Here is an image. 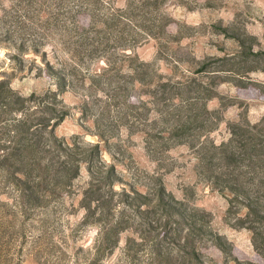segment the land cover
Wrapping results in <instances>:
<instances>
[{"label": "rangeland", "instance_id": "rangeland-1", "mask_svg": "<svg viewBox=\"0 0 264 264\" xmlns=\"http://www.w3.org/2000/svg\"><path fill=\"white\" fill-rule=\"evenodd\" d=\"M0 73L24 97L56 93L55 135L100 144L114 191L149 196L163 225L147 233L128 207L118 248L94 260L104 225L84 222L83 164L46 207L0 208V264H127L129 239L145 264L187 234L201 264H264V0H0ZM159 189L178 211L162 215Z\"/></svg>", "mask_w": 264, "mask_h": 264}, {"label": "trees", "instance_id": "trees-1", "mask_svg": "<svg viewBox=\"0 0 264 264\" xmlns=\"http://www.w3.org/2000/svg\"><path fill=\"white\" fill-rule=\"evenodd\" d=\"M105 62L107 69H111V61L106 59ZM3 77L0 80V197L5 194L13 203L11 206L0 202V208L11 210L13 207L26 215L34 209L46 207L48 199L70 187L80 177L82 165L90 163V183L81 201L85 211L84 222H90L98 214L97 220L104 225V234L100 239L104 248L96 250L97 258L94 260L104 255L102 251L110 254L118 248L120 235L132 222L127 215L128 207H135L138 227L145 228L147 233L163 228L162 219H154L156 216L151 210L152 199L149 196H141L142 202L134 206L125 188L122 187L119 192L114 191L115 166L103 161L100 144L80 143L77 140L68 142L55 135V127L65 115L57 109L54 100L56 93L24 97L14 92L7 78ZM99 138L103 139L100 135ZM102 141L108 142L104 139ZM220 148L215 147L218 151ZM226 151L230 156L222 153L233 160V149ZM96 157L99 161L95 164ZM108 186H112L111 189L104 192L103 189ZM159 192L158 207L162 215L178 211L176 206L165 200L161 189ZM116 197L124 209L119 212L120 218L112 221L109 215L115 212L112 204ZM215 238L217 247L223 253L230 254L225 245L226 240L221 236ZM132 242L134 239H129L123 250L124 259L129 264L138 261L139 254L131 246ZM178 246L180 249L174 255L172 252L164 253L161 247L152 245L145 264H201L189 234L180 236Z\"/></svg>", "mask_w": 264, "mask_h": 264}]
</instances>
